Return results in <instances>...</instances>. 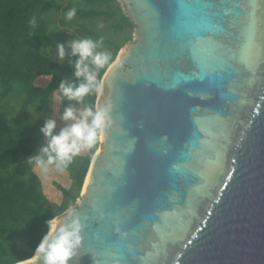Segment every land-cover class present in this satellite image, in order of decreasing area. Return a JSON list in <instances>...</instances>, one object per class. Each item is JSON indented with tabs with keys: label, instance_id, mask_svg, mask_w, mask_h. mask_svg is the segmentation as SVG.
<instances>
[{
	"label": "water",
	"instance_id": "1",
	"mask_svg": "<svg viewBox=\"0 0 264 264\" xmlns=\"http://www.w3.org/2000/svg\"><path fill=\"white\" fill-rule=\"evenodd\" d=\"M116 1L135 40L100 81L110 123L56 217L79 224L66 264H264V0Z\"/></svg>",
	"mask_w": 264,
	"mask_h": 264
},
{
	"label": "trees",
	"instance_id": "2",
	"mask_svg": "<svg viewBox=\"0 0 264 264\" xmlns=\"http://www.w3.org/2000/svg\"><path fill=\"white\" fill-rule=\"evenodd\" d=\"M75 1L0 0V264H19L33 257L48 233V222L77 201L98 147L97 143L85 150L62 169L47 165L66 173L70 181L66 189L53 184L60 194L57 205L49 204L34 173L37 166L33 158L47 160L41 149L48 146L51 137L43 134L42 141L38 133L42 122L49 119L51 100L58 98L63 112L68 108L82 112L95 107L97 93L90 92L80 102L60 93L61 82L76 87L85 81L74 75L79 57L72 55L71 49L61 63L41 54L48 26L71 29L78 40L100 42L94 51L108 54V62L98 68L91 57L85 61L98 85L131 40L126 29L134 26L116 0ZM70 11L74 15L69 19ZM33 19L34 25L30 23ZM97 21L107 22L110 38L87 26ZM55 131L52 135L60 132Z\"/></svg>",
	"mask_w": 264,
	"mask_h": 264
},
{
	"label": "clouds",
	"instance_id": "3",
	"mask_svg": "<svg viewBox=\"0 0 264 264\" xmlns=\"http://www.w3.org/2000/svg\"><path fill=\"white\" fill-rule=\"evenodd\" d=\"M73 15L74 11H70L68 18L70 19ZM30 23L34 25L35 20L33 19ZM98 43L100 42H93L91 39H82L71 43L72 55L79 57L74 65V75L77 78L83 77L85 82L76 87L61 82L59 91L68 100L80 102L90 92H100L96 76L89 72L85 64V61L90 57L92 63L98 68L103 67L108 62V54L94 51ZM64 55L63 46H58V57L63 59ZM62 118L72 120L74 123L62 129L58 135H52V130L55 127L54 121H48L41 129L46 137H51L48 146L41 149L47 156V160L45 161L40 157L33 158L36 166L43 171H47L46 165L55 164L58 169L67 167L72 159L80 155L82 151L91 150L98 141L103 139L105 129L110 123L108 110L103 106L85 108L79 113V116L74 115L73 110L68 108ZM78 231L79 224L75 219L70 224H64L63 221L56 218L52 219L49 232L36 248L35 257L25 261L24 264H35L36 260L41 259V257L43 264H66L73 249L80 243ZM56 232H59L60 235L54 243H49V238Z\"/></svg>",
	"mask_w": 264,
	"mask_h": 264
},
{
	"label": "rangeland",
	"instance_id": "4",
	"mask_svg": "<svg viewBox=\"0 0 264 264\" xmlns=\"http://www.w3.org/2000/svg\"><path fill=\"white\" fill-rule=\"evenodd\" d=\"M87 26L92 27L93 30L97 34L101 35L105 39H108L111 36L108 32L107 22L97 21L95 23L87 24ZM126 30L130 32L131 40L128 43H131L135 40V35H134L135 26L133 27L132 30H128V29H126ZM73 41H78V39L71 29H64L62 27H59L58 25H54V24L51 25L50 24L48 26V29H47L46 42L43 45V47L41 48L40 52L43 56L50 57L53 61H55L57 63H61L64 60V57L68 54L69 50L71 49L70 45ZM58 46H63V48H64L65 55H64L63 59L58 57ZM36 85H37V87H42V86H39L38 83H36ZM58 102H59L58 98H56V99L53 98L51 100L49 119L47 121L42 122L41 128H40L39 133H38V135L40 136L42 141H43L42 137H44L45 135L43 136L44 133L41 131V129L45 126V124L48 121H50V120L54 121L55 127L53 129L56 130L57 132L61 131L65 127H68L72 123H74V121H72V120H64L62 118L64 112L61 111V109L58 110V107H60ZM74 115L79 116L78 114H74ZM98 145H99V142H98ZM84 152L85 151H82L81 154L78 156H83ZM29 159L31 160L32 157ZM46 168H47V171H43L40 168L35 167L34 173L40 178V180L42 182V187H43L44 195L46 197V201L49 204L57 205L60 193L56 191L53 184L55 183V184L66 189V188H68L70 181L67 177V174L64 173L63 171H58V170L53 169L47 165H46ZM74 205L71 206L69 209L73 208ZM66 211L62 212L60 215H62Z\"/></svg>",
	"mask_w": 264,
	"mask_h": 264
},
{
	"label": "snow or ice",
	"instance_id": "5",
	"mask_svg": "<svg viewBox=\"0 0 264 264\" xmlns=\"http://www.w3.org/2000/svg\"><path fill=\"white\" fill-rule=\"evenodd\" d=\"M199 115V114H198ZM201 123L203 126L210 128L213 131V136L216 134V125L218 122L214 121L213 118L208 117L205 118L203 116L200 117ZM207 158V152L202 155V161ZM175 234L169 232L168 230L161 228L159 230V237L162 241L167 242L170 238H172Z\"/></svg>",
	"mask_w": 264,
	"mask_h": 264
},
{
	"label": "bare ground",
	"instance_id": "6",
	"mask_svg": "<svg viewBox=\"0 0 264 264\" xmlns=\"http://www.w3.org/2000/svg\"><path fill=\"white\" fill-rule=\"evenodd\" d=\"M124 50L125 49H121L120 50V53H119V56L117 57V59L115 60V62L113 63V65H115L116 63H120V61H119V57H120V55H121V52L123 51L124 52ZM119 61V62H118ZM102 88H103V85L102 86H100V92L99 93H97L98 94V96L100 97V95H101V93H102ZM103 140V139H102ZM102 140L100 141V142H102ZM98 149V148H97ZM98 151V150H97ZM88 181H89V179L88 178H86V180H85V184H88ZM51 222V221H50ZM50 222H48V225H49V229H50Z\"/></svg>",
	"mask_w": 264,
	"mask_h": 264
},
{
	"label": "crops",
	"instance_id": "7",
	"mask_svg": "<svg viewBox=\"0 0 264 264\" xmlns=\"http://www.w3.org/2000/svg\"><path fill=\"white\" fill-rule=\"evenodd\" d=\"M58 110H60V107H58ZM79 113H80L79 111L74 112V114H78V115H79ZM84 154H85V152H84Z\"/></svg>",
	"mask_w": 264,
	"mask_h": 264
}]
</instances>
